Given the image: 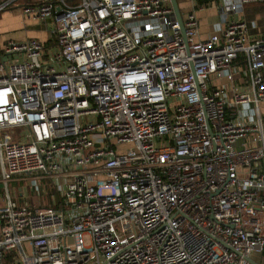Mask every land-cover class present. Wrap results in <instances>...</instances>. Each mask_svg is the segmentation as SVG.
<instances>
[{
    "label": "built area",
    "instance_id": "built-area-1",
    "mask_svg": "<svg viewBox=\"0 0 264 264\" xmlns=\"http://www.w3.org/2000/svg\"><path fill=\"white\" fill-rule=\"evenodd\" d=\"M206 1L219 25L202 41L170 0L20 6L53 41L0 55L1 181L48 180L58 201H6L0 260L264 264V32L240 15L264 0Z\"/></svg>",
    "mask_w": 264,
    "mask_h": 264
},
{
    "label": "crops",
    "instance_id": "crops-1",
    "mask_svg": "<svg viewBox=\"0 0 264 264\" xmlns=\"http://www.w3.org/2000/svg\"><path fill=\"white\" fill-rule=\"evenodd\" d=\"M176 1L182 16L188 12H194L198 19L200 26L198 41L204 40L208 35L217 31L219 25L218 19H216L218 16V5H211L206 0L197 1L196 3L190 0ZM20 6L13 3L10 7L0 12V55L8 41L19 42L35 39L46 45L51 44L53 41V20L38 22L28 19L21 14ZM245 7L242 8L240 13L242 19L244 16L246 17ZM256 21L251 19L248 24L254 23L257 28ZM262 74L264 76V71H262ZM259 111L264 120V105L259 106ZM8 199L14 204L15 210L17 209L21 213L53 206L58 201L57 194L50 182L47 184L43 180L27 179L23 181L13 178L5 185L1 181L0 166V208L5 205ZM0 264H16V261L3 257L0 260Z\"/></svg>",
    "mask_w": 264,
    "mask_h": 264
},
{
    "label": "trees",
    "instance_id": "trees-1",
    "mask_svg": "<svg viewBox=\"0 0 264 264\" xmlns=\"http://www.w3.org/2000/svg\"><path fill=\"white\" fill-rule=\"evenodd\" d=\"M41 0H19L18 4L21 6H38ZM247 6V7H245ZM243 7L246 12L244 16L245 22L248 24L251 19L257 20V28L253 32L262 33L264 32V5L262 4H247ZM4 258H10L11 261L15 260L18 264L19 256H17L16 250H8L3 254Z\"/></svg>",
    "mask_w": 264,
    "mask_h": 264
},
{
    "label": "rangeland",
    "instance_id": "rangeland-1",
    "mask_svg": "<svg viewBox=\"0 0 264 264\" xmlns=\"http://www.w3.org/2000/svg\"><path fill=\"white\" fill-rule=\"evenodd\" d=\"M217 13V12H216ZM216 19H218V16L216 17ZM126 47V42H122L120 45H119V49H123ZM12 131H17L18 134H19V140H17L18 143H29L31 142V138L29 136V133L27 131L26 128L24 127H18V128H14ZM6 132H8L9 134H11V131L10 130H6ZM43 182L49 184V181L48 180H43ZM254 260H257L258 261V258H257V255H253L252 257Z\"/></svg>",
    "mask_w": 264,
    "mask_h": 264
},
{
    "label": "water",
    "instance_id": "water-1",
    "mask_svg": "<svg viewBox=\"0 0 264 264\" xmlns=\"http://www.w3.org/2000/svg\"><path fill=\"white\" fill-rule=\"evenodd\" d=\"M170 3H171V6H172V9L174 11L175 17L177 19V22H178V24H179V26L181 28L182 33H183L184 32L183 19H182V15H181L178 3H177L176 0H170ZM252 264H255V263H252Z\"/></svg>",
    "mask_w": 264,
    "mask_h": 264
}]
</instances>
